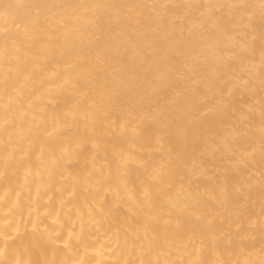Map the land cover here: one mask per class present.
<instances>
[{
  "label": "bare ground",
  "instance_id": "1",
  "mask_svg": "<svg viewBox=\"0 0 264 264\" xmlns=\"http://www.w3.org/2000/svg\"><path fill=\"white\" fill-rule=\"evenodd\" d=\"M0 264H264V0H0Z\"/></svg>",
  "mask_w": 264,
  "mask_h": 264
}]
</instances>
